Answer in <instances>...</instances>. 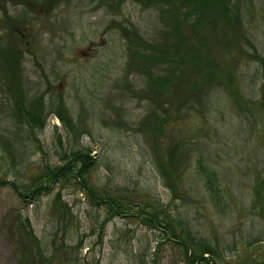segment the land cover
I'll list each match as a JSON object with an SVG mask.
<instances>
[{
	"label": "rangeland",
	"instance_id": "1",
	"mask_svg": "<svg viewBox=\"0 0 264 264\" xmlns=\"http://www.w3.org/2000/svg\"><path fill=\"white\" fill-rule=\"evenodd\" d=\"M111 1L0 0V172L9 181L29 183L64 153L90 149L95 191L147 210L158 202L179 214L195 237L218 251L220 264L262 259L264 201L258 203L255 193L257 186L264 188V0L237 2L233 27L253 48L243 43L242 51L231 47L230 55L211 35L216 74L208 70L207 85L199 79L204 87L193 95L173 92L165 106L175 121L161 152L165 159L170 143L178 148L172 162L180 175L179 199L167 188L152 138L141 128L153 110L160 112L163 96L148 97L149 79L125 37L137 32L160 45L170 41L172 24L158 6ZM16 45L22 52L17 72L12 55L5 56ZM146 66L155 78L174 71ZM20 91L29 102L43 98V129L15 117ZM61 98L72 128L56 114ZM198 158L218 175L222 207L206 193ZM25 229L50 264H188L174 242L139 218L109 216L73 182L33 204L21 202L10 188L0 189V264H42Z\"/></svg>",
	"mask_w": 264,
	"mask_h": 264
},
{
	"label": "trees",
	"instance_id": "2",
	"mask_svg": "<svg viewBox=\"0 0 264 264\" xmlns=\"http://www.w3.org/2000/svg\"><path fill=\"white\" fill-rule=\"evenodd\" d=\"M104 1L110 4L109 1L111 0ZM134 1L158 6L170 19L173 27L172 33L167 34L171 38L170 41L167 42L165 39L161 41L160 45L148 43L137 32L129 33L132 36L131 38L127 34L125 37L132 59L140 61L139 63L143 66V70L149 79L150 93L148 97L154 94L163 96V100L160 102L162 107L159 109L161 115L156 110H153L152 116L146 122L145 120L143 121L145 124H142L141 128L144 129L146 136L149 135L152 138L153 157H155L154 159L162 176L167 180V188L171 190L173 199H179L176 196L181 192L177 180L180 175L176 173L172 162L175 156L177 157L178 148L170 143L166 148L165 159L161 152L162 138L165 137L167 132L172 133L171 124L175 121L169 112L170 109L165 108V106L167 102L171 103L173 92L174 94H181V96L193 95L195 91L204 87L199 85L200 80L203 85H207L211 77L209 76L207 78L208 81H205L204 75H206L208 70L212 76L216 74L217 65L212 52L211 35L215 36L213 39L215 44L216 42L225 43L226 50H229L230 55H232L231 47H237L239 52L242 51L243 43L251 47L252 45L243 33L238 32L233 27L234 23L239 21V9L237 7L239 0ZM4 13L7 14L6 10H4ZM210 30L212 33H210ZM225 37H229L227 41H223ZM7 52L5 56L9 59V54L12 55L10 58L17 72L22 57L21 49L16 45V47ZM232 59L236 63L237 57H232L230 60ZM6 61L8 63V60ZM148 64L150 66L164 65L170 68L174 67V71L172 70L170 77H150L147 75L150 70L146 69ZM227 79L232 82L230 75H227ZM17 80L19 81V78ZM193 82L194 84L192 85ZM19 94L13 109L15 117L20 123L26 124L33 129H43L45 124L43 98H40L39 102H29L25 100L21 91ZM56 106V114L59 120L64 125L72 128L73 123L65 110L62 98ZM145 125L146 128L144 127ZM91 154L92 151L90 149L64 153L59 163L45 167L29 183V180L27 183L22 184H19L18 181H9L7 176L0 172V189L10 188L21 202L33 204L40 197L52 194L58 185L71 184L73 182L80 186L82 192L86 193L92 205L103 207L109 216L139 218L147 226L161 233L165 240L174 242L181 250V255L184 256L188 264H220L218 251L209 243L195 237L187 220L179 216V214H174L171 212L172 210L164 208L158 202L153 203L151 209L147 210L138 205L134 206L132 202L125 203L118 196H104V194L95 191L94 187L90 185V171L94 165ZM196 168L204 181L206 193L212 203L217 207H222L224 196L217 173L207 167L203 158H198ZM255 194L258 203H260V200L264 201V188L257 186ZM56 200L60 201L59 194H57ZM24 232L30 246L37 247L35 256L40 259L42 264H50L51 257H47L43 253L34 234L27 229ZM249 245L252 246V244ZM251 264H264V257L262 259L258 258Z\"/></svg>",
	"mask_w": 264,
	"mask_h": 264
}]
</instances>
